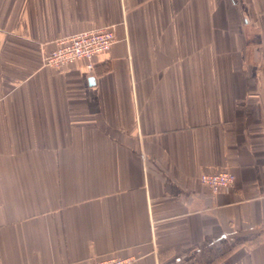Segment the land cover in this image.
<instances>
[{
    "label": "crops",
    "instance_id": "obj_1",
    "mask_svg": "<svg viewBox=\"0 0 264 264\" xmlns=\"http://www.w3.org/2000/svg\"><path fill=\"white\" fill-rule=\"evenodd\" d=\"M102 27L92 74L44 64ZM114 255L264 264V0H0V264Z\"/></svg>",
    "mask_w": 264,
    "mask_h": 264
},
{
    "label": "built area",
    "instance_id": "obj_2",
    "mask_svg": "<svg viewBox=\"0 0 264 264\" xmlns=\"http://www.w3.org/2000/svg\"><path fill=\"white\" fill-rule=\"evenodd\" d=\"M116 42L114 30L110 27L90 28L58 38L55 47L43 56L45 65L62 68L71 64L84 63L85 71L92 74L95 70L96 58L108 52ZM201 181L213 192L229 189L235 182V174L229 169L215 172H204ZM132 256H108L91 258L84 264H130Z\"/></svg>",
    "mask_w": 264,
    "mask_h": 264
},
{
    "label": "water",
    "instance_id": "obj_3",
    "mask_svg": "<svg viewBox=\"0 0 264 264\" xmlns=\"http://www.w3.org/2000/svg\"><path fill=\"white\" fill-rule=\"evenodd\" d=\"M94 79H95V77L91 75L90 78H89V81H90L91 83H93Z\"/></svg>",
    "mask_w": 264,
    "mask_h": 264
}]
</instances>
